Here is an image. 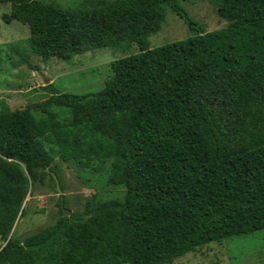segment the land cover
Wrapping results in <instances>:
<instances>
[{"label":"trees","instance_id":"1","mask_svg":"<svg viewBox=\"0 0 264 264\" xmlns=\"http://www.w3.org/2000/svg\"><path fill=\"white\" fill-rule=\"evenodd\" d=\"M180 1L63 9L0 0L10 6L5 22L28 26L44 61L127 44L139 51L112 62L96 94L51 84L39 105L0 108V264H171L264 230V0H210L227 22L211 32ZM168 9L195 34L151 49ZM55 150L95 173L110 161L108 182L124 197L67 215L59 196L57 221L20 242L13 235L40 173L59 182Z\"/></svg>","mask_w":264,"mask_h":264},{"label":"rangeland","instance_id":"2","mask_svg":"<svg viewBox=\"0 0 264 264\" xmlns=\"http://www.w3.org/2000/svg\"><path fill=\"white\" fill-rule=\"evenodd\" d=\"M39 1H55L63 9H74L94 7L99 0ZM179 5L194 24L207 32L227 25L218 16L217 8L210 0H181ZM9 12V5L0 6V108L6 105L14 110L39 105L51 96L46 89L51 84L53 90L60 94H96L102 91L110 77L112 62L139 52L136 45L127 44L118 48L86 51L67 61H44L29 43L28 26L16 21L5 22L4 15ZM194 34L185 19L168 9L160 31L149 37V47H161ZM52 110L60 111L54 108ZM53 157L52 170L59 176L61 193H57L48 170L40 173L43 179L28 194L25 201L28 210L13 235L20 242L57 221L60 217L57 207L59 196H63V210L70 211V214L82 212L87 203L93 205L106 200H122L124 197L123 186H114L108 182L111 174L110 161L103 165L101 172L95 173L91 169H82L72 163L60 161L56 150ZM94 165L95 162L92 166ZM4 245L0 240V250ZM171 264H264V230L231 237L220 243H209L175 259Z\"/></svg>","mask_w":264,"mask_h":264},{"label":"water","instance_id":"3","mask_svg":"<svg viewBox=\"0 0 264 264\" xmlns=\"http://www.w3.org/2000/svg\"><path fill=\"white\" fill-rule=\"evenodd\" d=\"M52 177H53V179H54V181H55V184H56V190H57V192L58 193H61V189H60V186H59V182H58V179L56 178V176L52 173ZM63 213L64 214H70V211H66V210H63Z\"/></svg>","mask_w":264,"mask_h":264}]
</instances>
